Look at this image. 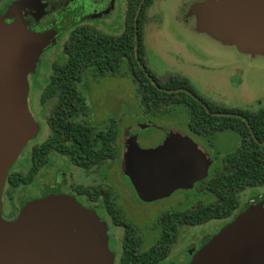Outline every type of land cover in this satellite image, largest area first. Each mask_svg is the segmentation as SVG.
<instances>
[{"label":"rangeland","instance_id":"rangeland-1","mask_svg":"<svg viewBox=\"0 0 264 264\" xmlns=\"http://www.w3.org/2000/svg\"><path fill=\"white\" fill-rule=\"evenodd\" d=\"M196 0H154L150 9L151 21L145 23V40L148 45L147 62L156 70V75L165 80L168 74L157 71L162 67L164 55L177 46H183V40H190L204 49L214 51L221 57L235 58L233 47L220 45L210 35L196 31V19L186 22L185 9ZM128 0H12L0 12V29L6 26L43 31L51 26L63 24L61 31L40 55L34 71L30 75L31 91L29 104L35 118L41 124L40 133L33 138L22 151L13 165V170L27 172L32 167L33 146L42 142L50 134L49 117L55 105V100L41 103V94L50 81L53 64L65 59L64 43L71 34V26L82 21L96 26L101 31L118 35L125 27ZM96 10H98L96 12ZM183 37V38H182ZM185 38V39H184ZM161 70V69H160ZM190 78L193 74L185 73ZM224 75V74H223ZM202 78V76L200 75ZM246 91H252L255 98H264V55H257L255 65L245 75ZM79 86L87 97L88 114L97 130H106L114 124L118 131L117 148L119 156L107 162L105 166L92 177L84 178L81 169L74 165L67 156L53 152L49 162L41 168L35 179L29 184H23L12 190L13 199H7L8 209H21L27 199L39 198L49 192H57L74 196L88 210L94 212L105 222L110 233V245L118 262L123 252L125 227L114 224L105 208L99 204L91 205L83 195L73 188L74 183L93 184L105 183L112 185L117 193L118 201L127 217L140 230L142 249L146 250L156 244L161 228L158 218L169 210H186L200 201L209 202L216 196L211 192L199 191L197 188H177L167 193L164 185L149 182L145 185L141 196L129 176L119 168L120 155L126 145L149 147L160 136L163 129L178 127L188 130V117L178 109L174 116H151L143 109L141 95L132 75H101L93 68L85 74ZM234 97L241 98L246 93L242 89L228 90ZM237 105L244 107L242 103ZM213 157L211 172L221 168L225 157L237 150L241 144V135L235 130H222L216 135L214 144L206 138L195 136ZM159 189V190H158ZM158 190V193L154 192ZM259 192L258 190H256ZM251 188L240 193L242 203H246L250 195L255 194ZM147 201H141L139 198ZM228 219H213L206 224L184 225L178 241L173 246L170 255L161 264H188L189 255L196 253L199 247L207 242Z\"/></svg>","mask_w":264,"mask_h":264},{"label":"water","instance_id":"water-1","mask_svg":"<svg viewBox=\"0 0 264 264\" xmlns=\"http://www.w3.org/2000/svg\"><path fill=\"white\" fill-rule=\"evenodd\" d=\"M145 1L141 0L135 15L136 56L158 89L173 92L160 85L140 57L139 18ZM187 9L199 31L242 52L264 55V0H196ZM59 33L56 26L43 31L0 29V264H116L105 222L72 195L49 192L25 200L16 218L3 215L9 172L41 131L29 104L30 74ZM183 90L203 102L189 89L176 88ZM215 114L249 122L240 113ZM161 132L149 147H125L128 173L141 196L142 183L164 181L169 193L188 169L199 164L200 170H206L210 163L208 153L185 133L170 128ZM189 264H264V203L248 202L199 247Z\"/></svg>","mask_w":264,"mask_h":264},{"label":"trees","instance_id":"trees-1","mask_svg":"<svg viewBox=\"0 0 264 264\" xmlns=\"http://www.w3.org/2000/svg\"><path fill=\"white\" fill-rule=\"evenodd\" d=\"M12 0H0V12ZM141 0H128L125 27L118 35L103 32L87 22L79 21L71 26V34L64 43L65 59L53 64L50 81L41 94V103L55 100L49 121L50 134L42 142L33 146L32 167L27 172L11 168L8 175V192L13 199L12 190L23 184L31 183L41 168L45 166L53 152L61 153L83 167L99 168L119 156L117 148L118 131L114 124L104 131L94 128L85 116L88 112L87 97L79 86L85 74L95 68L97 74L132 75L138 86L145 111L150 114H162L173 109L176 103L192 100L196 106L194 115L208 116L210 120L195 118L191 121L199 131L233 129L241 135V144L233 153L225 157V168L208 185L217 194V199L207 204H198L186 210H169L157 221L161 235L155 245L142 249V235L139 228L127 217L112 187L83 185L73 186L89 199L99 201L114 224L125 227L123 252L116 264H161L171 253L179 239L182 226L195 225L217 217H228L241 204L240 193L254 181L264 183V146L256 144L257 158L262 162L256 168L253 180L252 146L249 126L240 117L213 116L199 105L192 96L183 91L166 92L158 89L142 69L136 56L135 15ZM154 0H146L139 18L140 57L144 62L148 52L145 40L147 12ZM64 27V26H63ZM124 62L126 71L117 69L116 64ZM151 72V71H150ZM154 78L158 77L151 72ZM179 86L189 81L187 77L174 78ZM235 111L247 115L241 109ZM203 112V113H201ZM211 140L214 136L206 134Z\"/></svg>","mask_w":264,"mask_h":264},{"label":"flooded vegetation","instance_id":"flooded-vegetation-1","mask_svg":"<svg viewBox=\"0 0 264 264\" xmlns=\"http://www.w3.org/2000/svg\"><path fill=\"white\" fill-rule=\"evenodd\" d=\"M153 4L149 7V10L147 12V22L151 21L152 17L154 16V15L153 16L150 15V9L153 6ZM97 11L98 10H96V12ZM184 16L186 18V22H189L190 18L194 17V16H191L188 14L187 8L185 9ZM63 26H64L63 24H57L56 25V27H58L60 29V33H61V31L64 30V29L63 30L61 29ZM194 26H195L196 31H199L197 29V24L194 23ZM51 27H55V26H51ZM51 27H49V28H51ZM94 27H96V26H94ZM97 29H99V28H97ZM199 32H201V31H199ZM202 33H204V32H202ZM211 38L215 39L213 37H211ZM215 40H217V39H215ZM217 41H218V43H220V45H223L226 47L227 46L233 47L235 49V52H236L235 58L232 59V58H229L227 56L221 57L218 53L204 49L203 47L196 44L195 42H192L190 40H183L182 41L183 46H181V47L177 46L173 49H170L166 53V55H164V58L162 60V67L160 68L161 70L159 68L157 70V71L165 72L164 74H168L166 76L165 80H161L156 75V73H155L156 70H154L153 67H150V65L148 64V62L146 60L148 52L145 56V60L143 63L145 64L147 70L153 72L158 77L160 82L166 84L163 87L169 88V89L170 88L174 89L173 92L176 91V88L183 87V88L189 89L194 94H196L203 102H201L199 99L195 98L191 93L183 90V92H186L187 94L192 96L194 98V100L199 105H201L206 110V112L210 115L221 117V116H231V115H222V114H215V113L216 112L240 113V112L235 111V109H241V110L247 112V115H245L243 113H240V114H243L244 116H246L248 118V121H249V122H247L245 120L249 126V132H248L249 136L253 140L252 169H253V180H254L256 178V168H257V166L262 164V162L257 158L256 144H259L260 146H264V144L261 143L264 141V98H261V97L255 98L253 96V93L251 90L246 91V88H245L246 84L245 83L246 82L248 83V81H246L247 79H245V75H246L247 71L250 68H252V66L255 65V59H256L257 55L242 52L235 45L224 44L219 40H217ZM146 44H147V42H146ZM147 49H148V45H147ZM116 67H117V69H121V71H126V69H127V66L124 62L117 63ZM185 73H187V74H189V73L200 74L202 76V78L200 77V75H195V74H193V76H194L193 78H190ZM179 76L180 77H187L189 81H186V82H184L185 84H182L179 86H172L174 83H177V81H175L174 78L179 77ZM243 84H245V87L243 86ZM231 87L236 88L237 90L242 89L244 91H241V92H244L246 94L244 96H241V98H237L236 95L234 97L228 91ZM177 92H179V91H177ZM262 94H264V90H262ZM141 102H142V100H141ZM204 103L209 107L210 111L208 110V108L205 106ZM237 103H242L244 105V107L237 105ZM142 105H143V103H142ZM143 109H145L144 105H143ZM178 109L181 111H184L187 114L188 130H180V128L178 129V127L170 128V129L178 130L182 133H185L191 139H193L196 143H198L203 148V150H205L208 153L210 163L208 164V167L206 170L205 169L200 170L199 169L200 167H198L199 164L195 165L194 169H192V168L188 169L187 174L180 178V183L177 186L174 184L171 185L170 190H172L171 192H173L177 188H182V187L189 188V189L190 188H197L199 191L213 193L216 196V198H215V200H216L217 194L212 189H210L208 182H209V180H211V178H214L216 175H218L225 168V161H224L223 166L221 168H217V169H215L214 172H211V167L213 166V157H212L211 153L206 149V147L203 144H201V142L197 141L195 136H197L199 138H206L209 140V142L211 144H214L217 133L219 131H222V130H209L208 132H206V131H199L198 129L193 127V125L191 123V121L193 119H195V118L200 119V117H203L204 120L209 121L210 118L208 116L204 115L203 112H201L203 114H201L200 116L194 115V113H196V106L192 100H188L185 103H176L173 105V109L171 111H168V112L162 113V114H151V116H154V117L161 116V115L174 116L178 113ZM235 117H238V116H235ZM89 123L94 128H96L91 120H89ZM110 127L111 126H109L108 128H110ZM99 131H104V130H99ZM206 134H211V136H214V140H211L209 137H207ZM124 153H125V149H124L122 155H120L119 168L121 169V171L123 173L127 174L129 176L130 180L133 182V178L131 176V173L130 172L128 173L129 167L127 166V163L125 161V154ZM73 164L78 166L81 169V175L86 179L88 177L90 178V177L94 176L95 174L99 173V171L105 166L106 163L103 164L102 166H100L99 168H95L94 166L93 167H83V166H80V165L75 164V163H73ZM157 182L161 183V186L164 185V187L166 189V186H165L166 184L164 181H157ZM142 184H140V188H141L142 193L144 195V189H145V185L147 183L145 182L143 185ZM75 185L76 186L83 185L86 187H93V186H101L102 185V186H109V187H112L114 189V187L112 185L105 184V183H93V184H78V183L76 184V183H74L73 186H75ZM133 185H135V184L133 183ZM8 187L9 186H8V178H7V182H6L5 189H4V195H3V199H4L3 215L7 219H14L18 216L20 209L19 208H16V209L12 208L10 210L8 209V211H7V208L9 206L7 205L6 198L10 199ZM248 188H251L253 191L258 190L259 192L256 191L255 194L250 195L249 199L246 201L245 204L242 203V201H241L240 206L233 211L232 215H230L228 217H221V218L217 217V218H213V219H228V222H229L233 218H235L246 207L248 202L261 200L264 203V183H258L256 181H254ZM158 190H156L154 193L157 194ZM76 191L78 192V194L83 195L86 198V200L89 203H91V205H94L95 207L99 205L98 200L89 199L85 194H82L78 190H76ZM114 191H115V189H114ZM116 195H117V193H116ZM139 199L141 201H147L145 199H142L141 197ZM240 199H241V197H240ZM215 200H213V201H215ZM211 202L212 201H209V202L200 201L196 205H198L200 203L201 204H207V203H211ZM196 205H194L193 207H195ZM193 207H191V208H193ZM213 219H211V220H213ZM210 221H208V222H210ZM208 222L201 223V224H206ZM201 224H195V225H201ZM192 226H194V225H192ZM223 227H220L216 231V233L218 231H220ZM194 254L195 253L189 255L190 260H189L188 264L190 263ZM115 263H116V261H115Z\"/></svg>","mask_w":264,"mask_h":264}]
</instances>
